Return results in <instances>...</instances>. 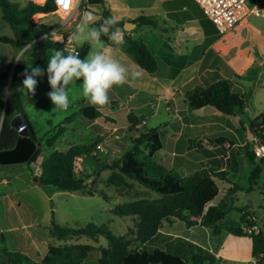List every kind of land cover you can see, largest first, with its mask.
I'll use <instances>...</instances> for the list:
<instances>
[{
  "label": "trees",
  "instance_id": "1",
  "mask_svg": "<svg viewBox=\"0 0 264 264\" xmlns=\"http://www.w3.org/2000/svg\"><path fill=\"white\" fill-rule=\"evenodd\" d=\"M88 2L97 3L101 0H88ZM19 3L18 0H0V18L9 25L12 32L11 36L0 34V41L17 46L32 39L35 41L31 47L25 50V57H18L13 63L4 102L0 96V149L9 148L14 143L17 132L9 124V121L15 114L22 116L27 135L36 141L34 131L22 109L21 85L24 76L21 73L25 72L26 62H40L44 58L46 48L62 49L58 42L46 37L43 39L39 37L51 26L49 23L30 20L31 15L34 17L37 14H42L41 12L52 10L53 2L51 0L42 2L23 0L22 4ZM104 18H108V16L102 12L97 23L93 26L99 27ZM131 21H135V25L145 22L153 23L149 17L141 14ZM122 22L123 20H120L118 26L122 27ZM131 30L132 28L124 33L121 48L136 65L150 73L155 68V58L140 38L130 36ZM100 38L105 40L106 35L101 34ZM87 49L88 43L85 42L82 46H76L75 52H78L80 58L83 59ZM68 53L64 50V55ZM7 75L8 71H0V77L6 78ZM183 101L189 109L210 106L218 111V116L221 117L232 114L234 111L240 113L245 99L236 84L232 83L230 79L222 77L211 80L207 85L197 84L185 89ZM76 112L91 119L99 115V110L90 103L78 106ZM70 117L65 116L62 122H67ZM126 119L129 122V128L133 127L136 130L142 126L136 127V117L129 113L126 114ZM239 122L243 124L241 119ZM263 124L264 114L262 113L246 124L250 133L258 135L262 142H264V134H260L258 131L259 126ZM63 128L64 126L60 124L57 127V132L62 131ZM244 136H246V132H244ZM52 138H47L44 146L49 147ZM99 138L97 136V139ZM245 140L242 148L244 154L252 162L247 175L248 188H250L251 184L255 183L260 169H264V155L254 156L248 147L250 139ZM96 141L92 139L86 143L71 142L63 150L50 149L39 161L36 182L42 187L54 190L87 194L98 191L103 195L102 190L82 182L88 175L73 174L75 156L85 155L92 158L93 173H98L102 169L110 171L105 179L107 184L130 188L133 182H136L150 188L156 195L149 198L139 197L115 202L110 205L108 208L110 213L130 217L131 225L121 234L111 232L103 222H86L82 226H70L59 224L50 218L46 230L47 235L57 240H63V242H48L41 255L36 253L26 255L18 250L0 248L4 257L2 264L28 262L34 264H78L93 249L97 251V264H216L218 256L186 238L175 235L166 238L161 245L154 243L161 220L168 219L170 216L183 221L186 225L198 222L200 225L208 227L212 234H216L224 228L232 234L248 236L250 238V256L255 259L256 263L264 256V241L259 230L255 233H247L243 229L245 224L250 223L245 218V214L250 212L246 206L237 208L239 212L237 222L236 219L226 216L228 209L222 201L210 203L218 192L213 176L223 178L225 172L223 169L214 172L201 169L183 175H179L171 169H165L155 157L156 152L162 147L155 128L149 127L138 131L137 135L132 138L129 147L108 161L96 158L94 154L89 153ZM141 143H144V149L140 148ZM39 152V146L36 145L23 163L34 162ZM231 187L238 188L234 183ZM80 236L87 237L92 243L71 240ZM98 237L103 238V244H95ZM0 238H2V234H0Z\"/></svg>",
  "mask_w": 264,
  "mask_h": 264
},
{
  "label": "rangeland",
  "instance_id": "2",
  "mask_svg": "<svg viewBox=\"0 0 264 264\" xmlns=\"http://www.w3.org/2000/svg\"><path fill=\"white\" fill-rule=\"evenodd\" d=\"M18 1L20 2L19 4H22L23 0ZM150 1L152 2V0ZM146 5L147 0H101V2L97 3L84 4L79 17L81 18L85 11L92 10L98 17L102 12H105L108 17L118 16L119 18H125L147 11L145 8ZM259 6L261 9V15H248L227 30L210 35L206 39V42L211 41L208 46L209 60L207 66L213 69L216 74L233 77L244 84V91L242 92L245 99L244 110L242 113L234 111L232 114L235 115H224L228 118L235 119V130L238 134H241V128L234 116H239L241 118L245 115L243 118L253 120L257 115L261 113L264 114V0L259 2ZM41 13L42 14H37L34 17L31 15L30 20L32 22L37 20L49 23L58 17L57 13L52 15L49 13L45 14V12ZM142 26V24L133 26L132 37H143L145 28ZM0 34L12 35L9 25L1 18ZM100 40L109 45L103 39L100 38ZM34 41L35 39L29 40L19 46L0 41V71H8L6 78L0 77V96L3 102L8 91L10 71L13 63L18 57H25V50H27L28 46ZM206 42H204L203 45H205ZM119 46L120 45L112 46L114 53L117 52V50H120ZM90 47L91 45L88 43V49L83 59L87 57ZM53 50L54 49L50 47L46 48L44 58L40 62H26L24 67L25 70L27 69L29 72L31 71V68L34 67H40L44 71L42 77H36L38 83L35 89V95H31L27 90L21 91L22 109L34 131V137L36 138L40 150L39 155L34 162L28 164L23 162L0 164V177L27 174L31 175V179H36V174L39 171V161L44 155L50 149L55 148L63 150L71 142L86 143L92 139L98 140L103 149L96 150L94 153L95 157L98 156L103 160L106 159V161L114 159L124 149L129 147L132 138L137 135L138 131H143L144 128L149 127L155 128L163 144L162 148L157 151L160 157L163 159L169 156L174 137L168 133L171 129L170 126L164 127L162 121L169 119L168 111L164 109V99L170 98V89L163 90V88L157 85L154 87L148 86V88L141 87L142 92H140V94H142V98L144 99L142 101V108L140 110L134 108L129 110L130 106L126 102V94L119 87L113 86L111 90L114 89L115 92V106L113 105L112 108H110L108 103L107 105L100 107V114L96 118L99 123L106 126V128H104L106 131L99 134L100 138L97 139V135L93 131V123H91L93 120L76 112V109L80 104L89 103L81 94L82 78L81 80L76 81V83L69 85L70 106L67 111L54 108V105L48 98L47 94L51 92L52 89L48 83L47 67L49 56L52 54ZM155 57L158 66L155 72L152 73V76L156 77L159 81H163L167 70L160 65L162 63L160 56L156 54ZM258 60H261V62H258ZM132 64L134 63L132 62ZM226 64L231 68L227 67ZM193 66L194 63L189 64L186 69L182 70V75L180 74L181 77L185 73L191 71ZM221 68H227L228 71L224 70L222 72ZM232 69H234L233 71L235 72H232ZM180 75H175L170 81L171 84H174L173 89L176 86V82L179 80ZM116 109L117 111L113 112ZM189 110L194 113L214 111L210 106ZM128 111H132L133 114L137 115V123L141 118L145 117V124L136 130L133 127L129 128V122L126 119ZM103 113L109 116L110 119L105 118ZM138 113H141L143 117H140L141 114ZM65 116L71 117L67 122H62ZM60 124H62L64 128L62 131L57 132V127ZM113 126H115V128H112ZM183 136L184 135L181 137L183 138ZM50 137H53L51 145L49 147L44 146L45 140ZM193 142L197 143L198 138L193 137ZM139 146L144 149V143H141ZM233 154L235 166H228L226 175L238 185V188L233 197H231L227 203L228 205H231V207L228 208L226 216H234V219L238 222L239 212L237 208L246 206L253 214L254 222L264 241V188H262V185H264V169H260L255 183L251 184L250 188H248L247 175L252 162L243 153L241 147L238 148L237 146H234ZM82 161H85L87 164H92L91 157L85 155L81 156L78 160L79 163L74 167V174H93V168H84ZM27 167L29 170L26 171L25 168ZM107 173V169L100 170L98 172L96 183L98 187L103 188V191L107 193L108 197H110L109 199L106 198L105 200L99 193H96L93 197H88L89 199L71 197L69 193H61L53 196V214L59 221V224L82 226L86 223L84 222L85 220H89L87 222L93 223L103 222L111 232L121 234L131 225L130 217L114 215L109 211L103 210L102 205H109L115 202L139 197L149 198L156 195V193L150 188L144 187L136 182H133V185L130 188H125L123 186L117 187L110 184L107 185L103 182ZM223 181L225 182V180ZM22 187L23 184L17 177L11 180L8 184L0 182V206H2L3 209H16L19 212H22V207L25 206L24 199L11 193ZM7 193L9 194L8 196ZM218 197L219 194L216 198L212 199L210 203H215ZM45 206H49L48 203ZM87 211H91L90 214H88ZM46 216L47 214H41L39 221L42 222L46 220ZM31 217V213L24 214V219L28 220L25 223L31 221L29 220ZM175 222L176 223L171 230L178 233V235H181V237H191L205 246H220L223 254L222 259H220L221 264H251V262L255 260L249 254L250 239L248 236L234 235L226 230H220L218 233L212 234L210 230L205 227L195 226L187 228V225L183 221L176 220ZM35 228L36 227L33 226V224L27 226L24 225L18 230L15 229L13 233H21L24 241L29 244L32 240L29 234L36 241H40V234L36 233ZM78 241L92 243V241L85 236H80ZM103 243L104 240L102 237H98L97 242H95V244ZM154 243L156 245L161 244L157 239H155ZM0 247H3V244H0ZM83 264H97V262L88 257L83 261ZM256 264H264V256L259 259Z\"/></svg>",
  "mask_w": 264,
  "mask_h": 264
},
{
  "label": "crops",
  "instance_id": "3",
  "mask_svg": "<svg viewBox=\"0 0 264 264\" xmlns=\"http://www.w3.org/2000/svg\"><path fill=\"white\" fill-rule=\"evenodd\" d=\"M145 8L147 11L140 12V14L149 17L153 23H141L145 30L143 37L138 38L143 41L146 47L153 54L154 58H156V54L160 56L162 61L160 65H162L167 70L165 78L163 79L164 82L159 81L156 77L152 76V73L155 72L158 66L157 63L152 72L149 73L143 69V75L141 77L132 79L131 71L136 70L138 65H136L129 55L122 50L120 44V50H117L114 55L129 69L128 82L120 86H114L119 87L126 94V102L130 106L129 110L132 108L140 110L142 108V101L144 99L142 98V94H140V92H142L141 87L148 88V86L154 87L157 85L163 88V90L170 89V98L164 99V109L168 111L169 119L162 121V125L164 127L170 126L171 129L168 131V133L174 137L173 145L170 148L169 156L162 159L159 153L156 152L155 157L165 169H171L179 175L201 169L208 172H214L223 169L225 171L223 178L213 176V180L215 181L218 188L215 198L219 194V197L215 203L217 201H222L225 204V207L228 209L231 207V205H228L227 203L230 198L233 197L237 188L234 189L231 187L232 183H236L233 182L231 178L227 177L226 170L228 166H235L233 147L237 146L238 148H242V146L245 144V139L247 138L244 136V132H246V124L250 120H248V118H243L245 116L243 114V117L241 118L239 116H234L241 128V134H238L235 130L236 123L234 118H228L224 115L219 117L218 111L216 110L194 113L188 109L185 102L183 101V98L185 89L191 88L197 84L202 86L207 85L211 80L217 78L224 77L230 79L232 83L236 84L240 88L241 92L244 91V84L233 77L216 74L213 69L207 66L209 60L208 46L211 41L206 42V39L208 36L217 32L214 31V26L209 21V19L205 17L200 7L194 0H152V2L147 0V5ZM138 14L120 18V20H132ZM129 34L132 37V30L129 32ZM104 41L111 46H115L107 38H105ZM204 42H206L205 45H203ZM132 62L134 64H132ZM258 62H261V60H258ZM192 63H194L193 69L181 77L182 70L186 69L189 64ZM227 67L230 66L227 65ZM139 68L142 69L141 67ZM224 70L228 71L227 68H221L222 72ZM233 70L234 69L231 71L235 72ZM177 74L181 75L173 89L174 84H171L170 81ZM108 96L109 105L110 108H112L113 105L115 106L114 101H116L114 89L110 90V94ZM96 108L99 110L100 114V107ZM244 108L245 106H243L240 113H242ZM116 111L117 109L113 112ZM128 113L134 117L137 116L136 114H133L132 111H128L127 114ZM103 116L110 119V117L105 113H103ZM140 117H143V115L141 114ZM143 119L145 120V117ZM239 119L242 120L243 124L239 122ZM92 120L93 121L91 123H93L92 125L94 126L93 131L97 136L106 131L104 129L106 126L102 123H99L96 117ZM112 128H115V126ZM182 135H184L183 138L181 137ZM193 137L198 138L197 143L193 142ZM96 158L100 157L97 156ZM82 165L86 169L88 167L93 168V164H87L85 161H82ZM25 170L27 171L29 168L27 167ZM109 172L110 171L108 170V173L103 179L105 184H107L105 179ZM30 176L31 175L24 174L19 176L0 177V182L3 184H8L11 180L17 177L23 184V187L19 190H14L11 193L18 195V197L24 199L25 201V206L22 207V212H19L16 209H3L2 206H0V234H2V238H0V244H3V247L0 248H4L5 250H18L26 255H32L33 253L41 255L44 252L48 242H63V240H57L49 237L46 232L50 218H53L54 221L59 223L53 214L54 206L52 205V201L54 195L69 193L71 197L89 199L88 197H93L96 193H99L100 196L105 200L106 198H110L108 197L107 193L103 191V188L98 187L96 183L98 176L97 172L85 177L84 182L86 184H90L92 182L91 185L93 188L102 190L103 195L98 191H93L92 193L87 194L83 192L54 190L49 187H42L36 182V179H31ZM223 180H225V182ZM8 195L9 194L7 193V196ZM45 201L49 206H45L47 204ZM110 205L111 204H103L102 209L108 211ZM87 212L90 214L91 211ZM26 213L32 214L31 219H29L31 221L27 223L25 222L28 220L24 219V214ZM41 214H47L46 220L42 222L39 221ZM228 217L234 218V216L231 215ZM176 220L179 219L172 216H170L168 219L161 220L160 227L156 233V239L158 242L163 244V241L166 238L173 237L175 235L181 237V235H178V233L171 230L173 225L176 223ZM87 221L89 220H85L84 222ZM29 224H33V226L36 227L35 231L37 234H40V241H36L29 234L32 240L28 244L26 241H24L21 233H13L15 229L18 230L24 225L27 226ZM195 226L209 229L206 226L200 225L198 222L187 225V228ZM221 230L225 229L222 228ZM183 238H186L212 251L214 255L218 256L219 258L216 264H221L220 259H222L223 254L220 246H205L191 237L183 236ZM79 239L80 237L71 240L78 241ZM96 256L97 251L96 249H93L78 264H83V261H85V259L88 257L96 261ZM3 259L4 257L0 252V264L3 263ZM21 264L34 263L28 262Z\"/></svg>",
  "mask_w": 264,
  "mask_h": 264
},
{
  "label": "clouds",
  "instance_id": "4",
  "mask_svg": "<svg viewBox=\"0 0 264 264\" xmlns=\"http://www.w3.org/2000/svg\"><path fill=\"white\" fill-rule=\"evenodd\" d=\"M75 2L79 3V0ZM97 21L98 17L94 11H85L75 30L68 35V43L73 46V50L64 55V50L55 49L49 56L47 76L52 91L47 95L56 109L62 111L69 109V85L81 78L82 96L91 105L98 107L109 103L108 92L114 85L120 86L128 82L129 69L115 57L112 46L100 40L101 34H104L113 45L118 46L123 42L127 29L118 26L120 24L118 16L104 18L99 27H94ZM110 28L114 29L111 33H109ZM56 39L62 42L64 38L58 36ZM85 42L90 43L91 47L87 57L81 59L74 49ZM21 75L24 76L21 89L35 95L38 83L36 77L44 75L43 69L34 67L30 72L26 69ZM142 75L143 69L138 66L136 70L131 71L132 79Z\"/></svg>",
  "mask_w": 264,
  "mask_h": 264
},
{
  "label": "built area",
  "instance_id": "5",
  "mask_svg": "<svg viewBox=\"0 0 264 264\" xmlns=\"http://www.w3.org/2000/svg\"><path fill=\"white\" fill-rule=\"evenodd\" d=\"M35 2H42L43 0H33ZM54 4V8L45 14L57 13L58 17L49 22L51 25L45 32L39 37H46L60 44L63 50L69 52L73 50V46L68 43V35L74 31L77 23H79V15L83 10V5L89 3L88 0H79L76 3L75 0H51ZM207 19L213 24L215 31L221 33L241 19L248 15L259 16L261 15V9L259 2L262 0H194ZM55 21V22H54ZM34 22H39L35 20ZM114 29L110 28L109 33ZM62 36L63 41H58L56 37ZM106 38L109 40L108 36ZM110 41V40H109ZM111 42V41H110ZM76 49V47H75ZM74 49V50H75ZM145 123L143 118L135 125L140 127ZM258 133L264 134V124L259 126ZM249 149L254 156L259 157L264 155V142H262L258 135H253L249 138ZM100 141L94 143V147L90 150V154H94L96 150H102ZM82 155L75 156L73 160L74 167L79 162L78 160ZM249 210V209H248ZM242 212V211H241ZM245 218L250 223L245 224L243 229L247 233H255L258 231V227L254 222V217L251 212L245 214ZM251 264H256L255 260Z\"/></svg>",
  "mask_w": 264,
  "mask_h": 264
},
{
  "label": "water",
  "instance_id": "6",
  "mask_svg": "<svg viewBox=\"0 0 264 264\" xmlns=\"http://www.w3.org/2000/svg\"><path fill=\"white\" fill-rule=\"evenodd\" d=\"M135 23V21L124 20L122 27L127 29L125 32H128ZM9 124L15 128L17 135L11 147L0 149V164L25 161L37 145V142L27 135L26 126L22 122V116L18 114L13 115ZM245 131L246 138L249 139L252 134L247 127Z\"/></svg>",
  "mask_w": 264,
  "mask_h": 264
}]
</instances>
